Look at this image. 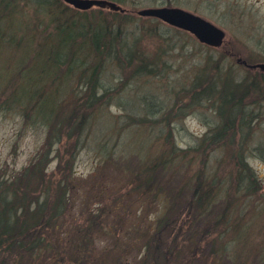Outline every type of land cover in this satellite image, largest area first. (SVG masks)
Returning <instances> with one entry per match:
<instances>
[{"label":"rangeland","instance_id":"1","mask_svg":"<svg viewBox=\"0 0 264 264\" xmlns=\"http://www.w3.org/2000/svg\"><path fill=\"white\" fill-rule=\"evenodd\" d=\"M58 1L66 8L64 10L67 12L64 13L69 17L68 22L81 18L77 16L80 11H87L85 14L90 24L92 21L94 26L103 23L110 30L118 29L119 40L117 46L114 43V48L121 55L118 53L112 58H105L87 56L82 52L77 55L86 62L81 69L75 68L67 73V66L63 65L48 83L35 87L39 96L49 98L54 115L65 126V115L73 105L75 109L78 108L79 104H76L87 97L85 86L89 84L93 67L98 66V83L101 88L97 89V96L100 98L87 109L89 122L76 136L66 135L63 128L60 140L46 144L50 132L47 125L24 119L23 113L28 111L26 108L18 110L15 105L8 104L5 109L0 105V178L8 179L21 173L36 156L48 152L42 166L43 186L50 182L52 186L54 184L55 190L58 180L66 181L69 188L73 186V194L70 193L73 198L64 220L69 223L74 216L78 222L85 224L89 218L92 219L91 210L96 207L110 209L114 207L115 201H120L115 196L126 189L131 177V174L123 172L124 166L135 170L137 166L144 165L143 160L153 159L167 151L170 153L174 145L182 154L190 149L189 163L185 160L186 166L180 167L177 163L180 169L175 175L167 174L163 179L169 181L171 188L177 187L186 181L188 173L196 169V162L201 160V155H194L198 141L220 122L217 87L225 74H229L235 84L253 85V88L247 90L248 96L244 97L243 102L245 109H248V117L255 119L245 161L254 170L259 189L246 197L241 195L233 199L240 208L228 217L231 224L237 222L242 225L239 241H231L233 239L229 234L232 233L224 234L221 241L236 252L237 247L243 250L247 243L261 244L259 248L264 250V71L238 63V60L249 65L264 63V0H106L115 3L119 10L107 6L80 10L63 0ZM16 2L18 7L9 11L12 16L0 22L6 25L15 20L14 31L17 32L11 30L3 33L6 38L0 44V83L9 80L13 72L29 69L33 54L40 53L42 60L45 59L49 50L47 48L56 43H48L50 38L47 34L54 32V24L62 22L55 6H36L37 3L32 0ZM157 7L179 8L210 22L223 32L220 45L201 43L190 32L158 17L137 14L140 10ZM25 19L31 25L27 27L26 24L22 28L21 22ZM43 28L48 30L43 34L47 38L41 35L40 30ZM40 36L46 41L43 50L39 47ZM8 37L23 43L27 47L24 52L30 50L29 55L26 57V54H21L22 48L20 52L15 49L10 52L4 46L9 42ZM124 45L131 48L130 53L126 52ZM66 50L63 53L75 55L74 46ZM143 65L144 69L139 71L138 68ZM56 85L58 90L54 88ZM2 88L0 86V102L9 100L12 93L10 88ZM195 94L198 96L194 97ZM81 109L79 107L78 111ZM29 113L32 115L33 111ZM224 150H214L210 158L208 153L207 171L214 172L217 166L221 169L216 164L221 161L222 172L228 177L231 169H224L229 161V158L224 157ZM129 151H136L137 154ZM105 157L109 159L105 160ZM235 176L232 175L233 178ZM40 185L38 189H42ZM102 187H106L105 194L94 198L93 195L101 192ZM185 192V199L182 197L184 201L191 195L190 188ZM224 194L223 197H216L211 205L209 210L214 214L223 209L227 197ZM135 199L136 196L131 195L126 203V213L122 217L126 227L136 222L137 211L142 206ZM154 210L155 206L152 205L148 211L149 218ZM117 215L112 211L111 216H101L98 223L101 222L102 226L118 224ZM98 228H95L91 236L97 250L112 242V236ZM63 235L69 237V233ZM63 240L64 243L66 239ZM209 249V244H206L204 252L191 264H212ZM239 254L234 258L243 264L248 254ZM129 258L137 257L133 254ZM226 259L222 264H228L231 260ZM262 260L264 263V256ZM262 262L254 255L250 263Z\"/></svg>","mask_w":264,"mask_h":264},{"label":"trees","instance_id":"2","mask_svg":"<svg viewBox=\"0 0 264 264\" xmlns=\"http://www.w3.org/2000/svg\"><path fill=\"white\" fill-rule=\"evenodd\" d=\"M16 1L0 0V22L12 16L9 11L18 7ZM32 1L37 3L36 6L49 4L58 9L62 22L54 24V32L47 34L50 38L48 43L51 41L56 43L46 47L49 50L45 54V59L42 60L40 53L33 54L29 69L13 72L9 80L0 83V86H3L2 89L10 88L12 92L10 99L1 101L0 105L5 109L8 104L15 105L18 110L26 108L28 111L23 113V118L47 125L50 132L47 134L46 144H50L53 140L61 139L60 134L63 128L66 135L76 136L89 122L90 115L87 114V109L91 104L94 106L100 98L97 96V89L101 88L98 83L100 71L98 66L93 67L88 80L89 84L85 86L88 95L76 104V106L79 104L83 110L79 112V107L75 109L73 105L65 115V126L54 115L49 98L39 96L35 87L48 83L51 77H55L57 69L63 65L67 66V73L75 68L81 69L86 62L79 59L77 55L82 52H85L87 56L105 58L116 56L119 52L114 46L118 44L116 42L119 40V31L116 28L110 30L103 23L94 26L91 21L90 24L85 14L87 11H80L77 16L81 18L68 22L69 17L64 13L67 12L66 8L58 0ZM12 22L6 25L0 24V44L3 43L1 40L6 38L3 33L11 30L15 32V20ZM21 23L22 28L23 25L27 24V27L31 25L26 19ZM40 31L43 35L48 30L45 31L43 28ZM47 35L43 36L47 38ZM8 39L9 42L4 46L10 52L13 51L12 49L20 52L22 48L21 54H26V57L29 55L30 50L24 52L27 47L23 46V43L21 44L13 37ZM45 44L46 41L44 42L40 36V50H43ZM70 46H74L75 55L63 53ZM123 47L127 49V53L131 52L129 46ZM144 67L145 65L139 67V71H142ZM197 81L198 79L196 84L199 83ZM54 88L59 89L58 85ZM207 88L209 89L208 85ZM249 88H253V85L235 84L231 81L229 74H225L217 87L219 93L217 113L220 122L198 141L194 148V155L198 157L199 154L202 157L196 162L197 168L188 173L186 181L171 188L169 181L163 180L167 174L175 175L180 166H186L185 160L188 163L190 161V149L182 154L173 145L170 153L167 151L153 159L143 160L144 165L137 166L135 170L124 166L123 172L131 174V177L126 189L118 194L121 196H115V199L118 198L120 201L118 203L115 201L114 207L110 209L96 207L91 210L92 219L89 218L88 223L78 222L79 220L74 216L71 222L65 223L64 216L73 198V186L70 185L69 188L64 180L57 181L55 190L54 184L52 186L50 182L47 186H43L42 166L48 152H43L42 156L41 154L36 156L21 173L8 179L1 177L0 264H191L204 252L206 244L210 246L209 260L212 264H222L227 260L226 258L231 259L228 264H240L238 258H234L239 252L248 254L243 264H251L254 255L262 262L264 250H261L262 247L259 248L261 244L247 243L248 245L243 246V250L237 247L238 252H236L230 245L221 241V237L229 233H232L229 234V237L233 239L231 241H239L242 225L237 222L231 224L228 217L234 213V210L240 208L236 206L233 199L241 195L246 197L245 195L259 189L255 172L245 161L246 148L252 136L255 120L254 117L253 119L248 117V109L246 110L243 104L244 97L248 96ZM197 94L194 97H197ZM30 111H33L32 115ZM222 148L226 149L224 157L229 158L224 165V169H231L228 177L222 172L221 161L216 163L221 166V169L217 166L214 172L207 171L208 153L210 158L211 152L214 150L223 152ZM129 153L137 154L136 151H129ZM106 159L109 157H105ZM129 174L127 175L130 176ZM233 174H236L234 178ZM39 184L42 189H38ZM187 188H190L191 195L184 201ZM105 190L106 187L101 192L95 191L94 198H100L101 194H105ZM34 193L37 195L34 196ZM224 193L227 197L223 209L220 213L214 214L209 209L216 197H223ZM131 195L136 196V203L139 200L138 203L142 206L137 211L136 222L126 227L122 217L123 213H126V203ZM152 205L155 206V210L149 218L148 211ZM112 211L119 215H117L118 224L100 225L101 222L98 223L100 217L103 218L107 214L111 216ZM205 219L209 221L208 224ZM96 227L112 236V242L100 247L99 250L97 247L95 249L91 240ZM64 233H69V237L64 236ZM63 238L66 239L64 243ZM133 254L137 258L130 259L129 256Z\"/></svg>","mask_w":264,"mask_h":264},{"label":"water","instance_id":"3","mask_svg":"<svg viewBox=\"0 0 264 264\" xmlns=\"http://www.w3.org/2000/svg\"><path fill=\"white\" fill-rule=\"evenodd\" d=\"M65 3L72 5L73 7L85 10L92 6L97 7H109L113 10H119V7L110 1L106 0H63ZM141 16H152L158 17L162 21L181 28L190 32L199 42L205 43L212 46L220 45L223 32L215 27L210 22L204 20L203 18L189 13L185 10L179 8H148L137 12ZM249 68H259L264 71V63H259L255 65H248Z\"/></svg>","mask_w":264,"mask_h":264},{"label":"flooded vegetation","instance_id":"4","mask_svg":"<svg viewBox=\"0 0 264 264\" xmlns=\"http://www.w3.org/2000/svg\"><path fill=\"white\" fill-rule=\"evenodd\" d=\"M238 63L244 65L245 67H248L249 64H247L246 62L242 61V60H238ZM255 65V64H254ZM249 68V67H248Z\"/></svg>","mask_w":264,"mask_h":264}]
</instances>
